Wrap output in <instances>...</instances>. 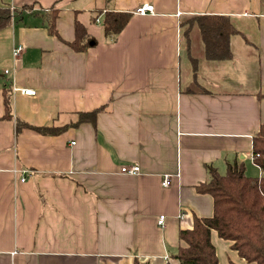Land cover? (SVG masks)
Here are the masks:
<instances>
[{
  "label": "crops",
  "instance_id": "1",
  "mask_svg": "<svg viewBox=\"0 0 264 264\" xmlns=\"http://www.w3.org/2000/svg\"><path fill=\"white\" fill-rule=\"evenodd\" d=\"M143 3L155 12L135 14ZM30 5L0 30V264H181L180 231L214 213L213 196L197 189L210 167L225 173L238 161L264 176L253 157L264 123V0H0ZM107 11L132 14L115 37ZM203 14L230 17L231 59L208 60L199 30L187 31ZM77 20L94 40L86 50L70 45ZM18 121L64 129L17 131ZM133 164L139 173L121 171ZM211 240L219 264H255L217 231Z\"/></svg>",
  "mask_w": 264,
  "mask_h": 264
},
{
  "label": "trees",
  "instance_id": "2",
  "mask_svg": "<svg viewBox=\"0 0 264 264\" xmlns=\"http://www.w3.org/2000/svg\"><path fill=\"white\" fill-rule=\"evenodd\" d=\"M31 11L32 7L22 9L0 7V30L8 26L16 12ZM48 27L52 34H57L55 20L57 9H51ZM130 12H105L106 35L115 37L131 19ZM183 24H186L184 22ZM187 31L197 28L204 42V55L208 60H226L233 57L230 38L238 30L227 15L203 14L189 19ZM76 38L70 43L76 51L86 50L94 43L85 26L76 21ZM189 32V31H188ZM93 41V43H92ZM258 97L264 101V93ZM81 113L79 121H94L97 111ZM4 116L11 118V99L7 90L4 92ZM31 127L43 134H58L64 127L33 126L18 121L17 131L22 127ZM253 157L264 172V123L253 137ZM211 179L200 183L197 189L214 198V213L211 217L195 218L192 229H182L180 238L183 244L179 247L176 258L181 264H219L215 246L211 240L212 231L219 237L232 241V248L247 262L264 264V176L252 177L245 172V165L235 161L229 163L225 173L210 167ZM133 264H147L135 259Z\"/></svg>",
  "mask_w": 264,
  "mask_h": 264
},
{
  "label": "built area",
  "instance_id": "3",
  "mask_svg": "<svg viewBox=\"0 0 264 264\" xmlns=\"http://www.w3.org/2000/svg\"><path fill=\"white\" fill-rule=\"evenodd\" d=\"M155 12V5L153 3H143L139 6H137V8L134 10V13L137 15H147L149 13H154ZM24 49V45L23 44H18L13 48V57L18 58L21 55V52ZM6 73L9 72V70L6 69L5 71ZM22 93L26 94V95H33L36 93L35 90H22ZM121 171L125 172V173H131V174H136L140 172V166L139 164H133V165H123L121 167ZM25 178H22V180H24ZM162 184L163 186H169L171 184V175L170 174H166L163 177L162 180ZM164 215L160 216L159 219V223H163L164 222Z\"/></svg>",
  "mask_w": 264,
  "mask_h": 264
}]
</instances>
